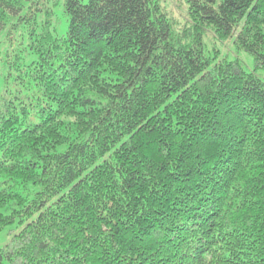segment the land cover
Returning <instances> with one entry per match:
<instances>
[{
	"label": "trees",
	"instance_id": "obj_1",
	"mask_svg": "<svg viewBox=\"0 0 264 264\" xmlns=\"http://www.w3.org/2000/svg\"><path fill=\"white\" fill-rule=\"evenodd\" d=\"M186 3L0 0V264H264V0Z\"/></svg>",
	"mask_w": 264,
	"mask_h": 264
},
{
	"label": "rangeland",
	"instance_id": "obj_2",
	"mask_svg": "<svg viewBox=\"0 0 264 264\" xmlns=\"http://www.w3.org/2000/svg\"><path fill=\"white\" fill-rule=\"evenodd\" d=\"M84 3L87 0H83ZM160 6L167 13L168 17L174 21H176L181 27L184 26L188 21V4L186 0H157ZM63 3L64 0H42V4H46L53 10V25L56 29V35L61 37L65 34L66 31V18L63 14ZM234 36L224 41H217L211 32H207L203 38L206 49L209 53H217V60L226 59L229 61L237 60L245 68L247 73L254 74L256 77L264 81V73L261 71H254V62L252 56L244 51H239L235 48L233 44ZM23 60L26 64L34 63L36 61V56L33 54H21ZM15 74H11L12 77H16L18 74L17 71L13 72ZM8 73H6L7 75ZM11 78V83L8 85L12 90L13 94H17L20 98H25L26 96H32V89L28 83L22 85L20 80H15ZM25 88V89H24ZM27 89V90H26ZM17 191L22 195H32L34 188L29 187L27 190H24L20 186L17 187ZM0 213H2L0 211ZM13 228H6L0 232V248L6 244L8 241V231Z\"/></svg>",
	"mask_w": 264,
	"mask_h": 264
}]
</instances>
